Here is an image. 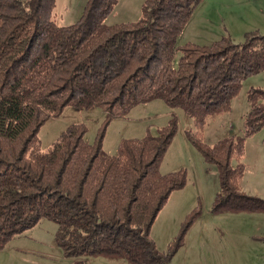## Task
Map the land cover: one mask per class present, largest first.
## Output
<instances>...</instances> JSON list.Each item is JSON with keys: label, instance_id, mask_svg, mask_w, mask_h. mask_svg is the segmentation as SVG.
Segmentation results:
<instances>
[{"label": "trees", "instance_id": "1", "mask_svg": "<svg viewBox=\"0 0 264 264\" xmlns=\"http://www.w3.org/2000/svg\"><path fill=\"white\" fill-rule=\"evenodd\" d=\"M200 1L144 0L138 19L106 25L117 0H86L74 22L60 25L52 20L56 0H0V249L46 218L71 264H84L82 256L171 264L201 213L198 203L167 252L156 248L153 221L186 184L184 168H159L178 118L172 113L154 131L122 138L114 153L103 149L109 123L152 100L191 119L186 140L217 167L211 212L264 213V198L240 188L245 141L264 127V89L247 92L241 135L212 144L202 136L210 119L230 109L242 80L264 70V34L238 44L221 37L177 45ZM66 107L101 110L93 140L75 122L40 150V128Z\"/></svg>", "mask_w": 264, "mask_h": 264}, {"label": "rangeland", "instance_id": "2", "mask_svg": "<svg viewBox=\"0 0 264 264\" xmlns=\"http://www.w3.org/2000/svg\"><path fill=\"white\" fill-rule=\"evenodd\" d=\"M86 0H56L52 20L66 25L81 14ZM144 0H117L104 24L129 22L141 15ZM264 34V0H201L192 11L177 39L210 44L227 37L242 43L248 34ZM264 89V70L242 80L237 96L230 100V109L210 119L202 130L203 140L212 144L232 134H242L243 116L249 110L247 92ZM178 118L179 131L160 164L161 173L184 168L186 184L172 191L159 210L150 229L156 248L166 253L179 235L187 214L200 204L201 213L190 225L182 245L171 264H264V213H212L211 206L219 192L218 170L204 161L183 135L191 119L180 109H171L161 100H152L134 107L125 117L113 119L105 133L103 149L116 152L122 138L141 137L146 129L154 131L164 125L170 114ZM102 121L101 110L66 107L58 117L48 119L38 132L40 150H48L70 123L87 126L85 139L91 142ZM241 160L246 165L240 188L245 193L264 198V127L248 137ZM56 224L41 218L39 222L13 237L0 249V264H71L73 258L63 256L55 245ZM84 264H127L123 258L82 256Z\"/></svg>", "mask_w": 264, "mask_h": 264}, {"label": "crops", "instance_id": "3", "mask_svg": "<svg viewBox=\"0 0 264 264\" xmlns=\"http://www.w3.org/2000/svg\"><path fill=\"white\" fill-rule=\"evenodd\" d=\"M183 135H184V133H183ZM185 137V136H184ZM244 191V190H243Z\"/></svg>", "mask_w": 264, "mask_h": 264}]
</instances>
